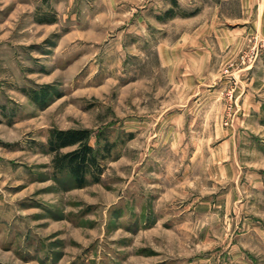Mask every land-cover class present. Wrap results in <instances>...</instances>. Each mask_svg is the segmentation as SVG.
I'll use <instances>...</instances> for the list:
<instances>
[{
	"label": "rangeland",
	"instance_id": "1",
	"mask_svg": "<svg viewBox=\"0 0 264 264\" xmlns=\"http://www.w3.org/2000/svg\"><path fill=\"white\" fill-rule=\"evenodd\" d=\"M0 262L264 264V0H0Z\"/></svg>",
	"mask_w": 264,
	"mask_h": 264
},
{
	"label": "trees",
	"instance_id": "2",
	"mask_svg": "<svg viewBox=\"0 0 264 264\" xmlns=\"http://www.w3.org/2000/svg\"><path fill=\"white\" fill-rule=\"evenodd\" d=\"M91 138L92 131L87 128L53 127L47 139L54 171L69 175L78 188H83L89 182H100L104 173L105 157L90 143Z\"/></svg>",
	"mask_w": 264,
	"mask_h": 264
}]
</instances>
